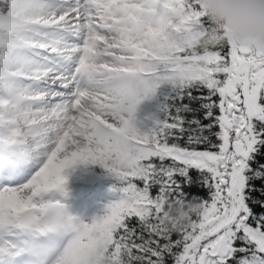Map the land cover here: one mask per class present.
<instances>
[{
	"label": "snow or ice",
	"instance_id": "snow-or-ice-1",
	"mask_svg": "<svg viewBox=\"0 0 264 264\" xmlns=\"http://www.w3.org/2000/svg\"><path fill=\"white\" fill-rule=\"evenodd\" d=\"M81 162L123 193L92 222ZM0 264H264V45L202 0H0Z\"/></svg>",
	"mask_w": 264,
	"mask_h": 264
},
{
	"label": "rangeland",
	"instance_id": "rangeland-1",
	"mask_svg": "<svg viewBox=\"0 0 264 264\" xmlns=\"http://www.w3.org/2000/svg\"><path fill=\"white\" fill-rule=\"evenodd\" d=\"M148 101V100H147ZM140 106L139 117L146 119L152 114L147 110L146 102ZM68 179L63 189L54 190V195L60 198L68 207L69 212L80 217L85 222L105 214L109 205L118 202L123 193L105 183L111 174L99 164L81 162L66 169Z\"/></svg>",
	"mask_w": 264,
	"mask_h": 264
},
{
	"label": "clouds",
	"instance_id": "clouds-1",
	"mask_svg": "<svg viewBox=\"0 0 264 264\" xmlns=\"http://www.w3.org/2000/svg\"><path fill=\"white\" fill-rule=\"evenodd\" d=\"M204 10L237 45H264V0H202Z\"/></svg>",
	"mask_w": 264,
	"mask_h": 264
},
{
	"label": "trees",
	"instance_id": "trees-1",
	"mask_svg": "<svg viewBox=\"0 0 264 264\" xmlns=\"http://www.w3.org/2000/svg\"><path fill=\"white\" fill-rule=\"evenodd\" d=\"M157 104V101L156 99H152L150 100L149 104H148V107H149V110H151L153 112L154 110V107L156 106ZM109 183L114 187V186H118L120 184V181L118 180L117 177H115L114 175L110 174L109 177ZM115 189L119 190L118 187H114ZM120 191V190H119Z\"/></svg>",
	"mask_w": 264,
	"mask_h": 264
}]
</instances>
